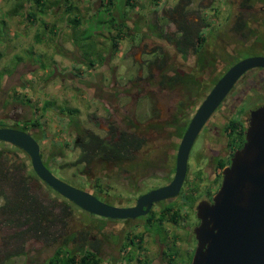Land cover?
<instances>
[{"label":"rangeland","instance_id":"1","mask_svg":"<svg viewBox=\"0 0 264 264\" xmlns=\"http://www.w3.org/2000/svg\"><path fill=\"white\" fill-rule=\"evenodd\" d=\"M48 1L54 2L44 6L40 13L36 12L35 18L28 19L26 12L36 9L33 0H0V122L10 125L36 118L39 125L29 126L28 131L35 133L42 158L49 160L50 172L68 184L93 191L100 200L111 205L130 201L139 193L167 182L166 177L172 176L175 150L169 146L170 137L163 130H143L146 141L134 152L133 163H103L93 158L88 164L72 165L79 153L73 141L81 128L107 139L115 137L121 129H128L125 119L142 122L148 116L162 121L174 111L179 99L187 97L182 88L162 89L143 80L144 61L152 56L150 49L161 51L174 65L181 62L171 44L156 36L149 24L146 26L149 18L156 30L174 34V24L164 14L177 0H131V6L125 7L121 0H113L112 5H108L107 0ZM258 4L259 1L254 0H187L185 8L190 14L206 19L208 27L202 32L208 40L234 43L237 34L232 33L231 26L236 16L249 21L252 16L257 18ZM67 5L68 13L65 12ZM120 9L126 19L122 27L124 34L116 40L111 52L109 39L117 26L111 25L108 18L117 22ZM72 17L78 20L73 27L68 21ZM261 30L263 26L257 32L261 34ZM252 36L253 33L244 35L248 40ZM258 49H261L259 44L254 42L240 48L238 54L244 56ZM84 57L92 62L87 65ZM151 72L157 76L154 69ZM62 107L76 111L68 114ZM193 111L192 107L185 111L188 118ZM109 126L113 128L112 133ZM203 136L202 129L188 151L187 178L180 196L168 199L169 204L174 203L171 206L176 210L177 222H172L168 215L160 217L161 204L157 203L151 207L157 220L151 226L144 225V214L137 219L107 221L100 234L92 225H82L89 221L95 226L96 221L89 219V213L74 210L67 228L88 230L85 241L94 237L100 239V264H184L195 246L192 235L196 223L195 204L200 198L212 195L219 185L216 175L221 169L214 160L207 159L212 153L206 150ZM208 145L213 149L218 147L212 139ZM0 150L5 156L10 155L11 160L23 162L22 173L29 181L28 156L1 140ZM226 154L223 150L224 163ZM80 170L86 171V175L81 176ZM30 183L35 188V183ZM99 186L102 190L96 192ZM4 195L0 193V205ZM183 197L187 198L186 203H182ZM14 231L15 227L0 221V250L16 242L9 238ZM127 234L142 238L140 250L136 251L133 244L122 250L120 242H125ZM25 240V249L35 257L48 256L52 251L53 247H45V243ZM23 261L20 255L4 263L23 264Z\"/></svg>","mask_w":264,"mask_h":264},{"label":"trees","instance_id":"2","mask_svg":"<svg viewBox=\"0 0 264 264\" xmlns=\"http://www.w3.org/2000/svg\"><path fill=\"white\" fill-rule=\"evenodd\" d=\"M254 1L260 2L263 0ZM33 2L34 5H36V9L30 11L28 10L26 12L25 16L28 19L35 18L36 12L40 13L44 6L51 5L54 1L33 0ZM121 2L123 7L128 5L131 6V0H121ZM107 3L108 5H112L113 0H107ZM186 3L187 0H177L176 3L173 6H170L164 14L170 21H174L175 23V37L171 35L173 33H166L160 29L156 30L157 28L153 25L152 20L149 18L148 21H146V26L149 24V29L152 30V32L154 31L156 36L172 44L173 49L176 53H178V55L185 57L187 54H195L199 60L201 70V68H204L206 64L212 66L213 64H211V62L214 61V57H205L204 53L206 52L202 51L203 48L201 46L205 41L202 34V26H208V22L202 17L198 20L192 19L191 17L188 18V15L186 14L190 13L185 8ZM19 6L20 5H18V7ZM69 10V5H67L65 12L68 13ZM121 11L122 9H120V17L117 22L113 21L111 17L108 18V22H110L111 25L116 24L117 26L113 37L109 39V49L111 52H113L116 46V40L121 38L124 34L122 33V27H124L126 19L124 13ZM173 13L174 15H172ZM250 19H252V23L249 25H247L249 20L239 19L236 22L234 29L238 31L249 26L248 31L253 33L252 41L255 43L260 42L263 35H258L259 33L255 30L257 24L255 22L256 17L252 16ZM68 21L72 24V27L78 22L76 17L69 18ZM155 24H157V22ZM143 25L144 23L142 21V26ZM49 32L51 33L52 31L49 30ZM223 47L226 48L224 45ZM150 50H152V56L144 61L145 72L143 80L146 83H154L162 89L171 90L178 87L180 89L182 88L183 94H188L187 97L179 99L175 103L174 111L167 119L162 121L152 120L148 116L142 122L137 121L138 119H135L134 121H131V119H125L128 129L119 130L115 137L106 139L91 130H87L85 128L78 129L74 136L73 145L79 149V153L76 159L72 162V165H78L79 163L88 164L93 158L99 159L103 163L120 164L124 161L133 163L134 152L139 150L146 141L142 135L144 132L143 130H147L149 128H153L156 131L159 130L160 132L162 130L167 132L170 137L169 146L173 150L176 149L189 119L185 111L189 107L194 108L196 106V104L203 98L204 94L201 93L202 89L205 88V91H207L218 77L210 75L211 77L209 76L210 78L205 79L202 86V84L195 78V71L193 69H191L193 72L189 73L183 72L181 69H176L173 63L166 60V55H164L161 51L155 49ZM83 53H85V50ZM223 53L227 54L226 50L222 51V54ZM83 59L86 61L87 65L92 62L90 59L87 60L86 57ZM98 59L101 60L102 57L98 56ZM153 69L157 72V76L152 74L151 71ZM137 79L139 80L140 78ZM200 84L201 89H199ZM41 109L44 110L45 105H43ZM61 110L67 112L68 114H72L76 111L75 108L67 107H62ZM141 124L144 125L140 126ZM38 125L39 123L36 118L30 119L28 122H14L10 125L0 122V126H10L20 130H26L28 126L34 127ZM229 126L233 128L234 131L237 125L234 120H231L229 122ZM108 129L110 133L113 132V128L111 129V126H109ZM31 135L35 137L37 142L35 133L31 132ZM235 141L236 138L233 136L231 137L229 144H234L235 148L240 147L243 142V138L239 143L236 142L237 144ZM231 154L232 153H230V156ZM7 156H5L0 150V193L3 195L4 193L7 194L4 195L3 203L0 205V221L1 223L5 222L7 226H13L16 228V231L9 236L11 240H16V242H13V245L11 242L8 248L5 247L3 250H0V253L2 254V257H0V264H5V260L12 256L20 255L24 258L23 264H100V239L94 237L91 240L85 241V235H87L88 230L86 231V229L81 230L73 227L67 228L71 215L73 216L74 210L80 208L49 188L34 174L31 169H29L28 181V178L24 177L22 173V170L25 167L23 162H15V160L10 159V155ZM40 156L43 164L48 168L49 160L46 158L43 159L41 153ZM228 162L229 158L226 159V163ZM215 165L217 168L221 169L224 165V161L221 158H218L215 161ZM170 171L173 173V168ZM79 173H81V176H85L87 172L80 170ZM186 178L187 176L185 175L183 184L186 183ZM216 178L218 181L217 183L219 184L220 173L216 175ZM170 179L171 175L166 177V180ZM31 181L35 183V188L31 187L33 186V184L30 183ZM4 186L8 189L6 190ZM81 188L84 189L82 186ZM97 188L99 189L96 192H101L100 190L102 189H100V186ZM51 192L53 193L52 195ZM91 194L94 195V192L91 191ZM182 199V203H186L185 200L187 198L183 197ZM133 200L134 199H132V201ZM124 201L125 202L118 203L122 205L129 202L128 199ZM192 202L190 201V203ZM155 214L156 212L151 209L145 214V226H151L153 222L156 223L155 221L157 220H154ZM158 214L160 217L168 215L172 222H177L176 210H173L169 204H162ZM88 217L89 219L91 218L92 222L96 221L95 226L89 221L82 225L87 227L92 225V227H95L100 234H103L105 229L104 226L107 221H114V219L102 218L90 213ZM197 221L198 220L196 219L195 222ZM155 230L157 231V224ZM25 239L45 243V247H53L52 251L48 256L35 257L25 249ZM135 239L138 240V243H134ZM141 240V237L135 238L127 234L125 242H120L122 244V250L127 249L132 244L136 248V251L140 250ZM136 256L137 255H135V257ZM190 257L191 256H189L186 260L187 262H184L185 264H189ZM134 260L137 261V258H134ZM128 261L129 259H126V262Z\"/></svg>","mask_w":264,"mask_h":264},{"label":"water","instance_id":"3","mask_svg":"<svg viewBox=\"0 0 264 264\" xmlns=\"http://www.w3.org/2000/svg\"><path fill=\"white\" fill-rule=\"evenodd\" d=\"M251 67H264V56L237 60L213 83L179 139L171 179L138 195L131 206L111 205L56 177L43 164L30 132L0 127V140L22 150L34 174L83 211L109 219L142 216L152 203L178 194L197 133L236 78ZM194 210L198 222L192 228L195 246L189 264H264V104L249 111L241 146L221 168L220 182L211 199L198 200Z\"/></svg>","mask_w":264,"mask_h":264},{"label":"flooded vegetation","instance_id":"4","mask_svg":"<svg viewBox=\"0 0 264 264\" xmlns=\"http://www.w3.org/2000/svg\"><path fill=\"white\" fill-rule=\"evenodd\" d=\"M256 12L258 15H256L257 18H256L255 22L257 24L255 27L256 28L255 30L257 32L259 27H262V26L264 27V0L259 2L258 6L256 8ZM172 15H174V13ZM186 15H188L187 16L188 18L191 17L192 19H197V20L200 17H202L201 15H197V14H195V15L191 14L190 15L187 13ZM236 17L237 18L235 20V24L239 19L240 20L242 19L239 16H236ZM170 22H172V21H170ZM251 23H252V19L250 21H248V24H251ZM172 24H174V27H175L174 21L172 22ZM235 24H233V26H231L232 33L237 34V37L235 38L234 43L233 42L230 43V42L225 41V40L224 41L220 40L221 41L220 42L214 38L211 40L210 39L208 40V36H206L205 34L202 33L204 38H205V41L202 43L201 46L203 49H206V50L202 49V51L206 52V53H204L206 58L214 57V61L213 62L210 61L211 64H213L212 66L206 64L204 66V68H201V70H200L199 60L197 59V56L195 54H187L185 57H182L181 55H178V53H176L175 50L173 49L174 53L176 55H178L181 59V62L178 63V65L181 66L182 64H184L181 67H179L176 64L175 68L181 69V71L188 72V73L193 72L191 70V69H193L195 71V73H194L195 78L203 86L205 79L209 78L210 75L211 76L215 75L219 78L230 65H232L234 62H236L237 60H239L241 58L253 56V55L264 56V30L263 31L261 30L262 33L259 34V35H263V38L261 39L260 42H256L257 44H259L261 49H258V51L254 52V53H248L244 56H241L238 54V50L240 48L245 47L246 45H249L250 43H254V42L252 41V39L248 40L249 38L244 37V35L246 33H251L248 31L249 26L247 28H243V30L240 29V30L236 31L234 29ZM259 24H262V26H258ZM205 27H208V26H205ZM203 28H204V26H202V29ZM173 37H175V34H173ZM216 38H217V36H216ZM223 45L226 48H224ZM171 46L173 48L172 44H171ZM224 50H226L227 54H224V53L222 54V51H224ZM201 84H200L199 89H201ZM211 86H210V88H211ZM210 88H208L207 91H205L206 90L205 88L202 89L201 93L204 94L203 97L209 91ZM200 101L193 108L194 110L196 109V107L198 106ZM244 102H247V104ZM262 104H264V67L248 68L245 71H243L236 78V80L233 82L232 86L229 88V90L224 95V97L220 100L217 107L214 109V111L211 113L209 118L205 121V123L203 124V126L200 129V130L203 129V131H204L203 137H204V145L206 146V150H209L212 153L211 156H208V155L206 156L207 159L216 161L218 158H221L224 161L225 159L221 155L223 150L227 151L226 156H227V158H230V153H232L233 149L235 148L234 144H229L231 137L234 136L236 138L235 143L240 142V140L243 138V129L247 124L249 111L258 107L259 105H262ZM193 112H192V114H193ZM231 120H234L236 122V125H237L236 129L234 131H233V128H231L229 126V122ZM0 127H10V126H0ZM28 128H29V126L26 128V130H23V131L29 132ZM200 130H199V132H200ZM211 139L216 145H218V147H216L215 149L209 148L208 144H209V141ZM236 148H238V147H236ZM175 151H176V149H175ZM223 154H224V152H223ZM174 157H175V154H174ZM225 164L226 163H224V165ZM186 167H187V165H186ZM186 170H187V168H186ZM185 181H186V179H185ZM167 182H164L162 184L160 183V184L156 185L155 187L161 186ZM183 183H184V180H183V182L180 186L179 192L176 196H180V192H182L184 185H185ZM155 187H152V188H155ZM152 188H149V189H152ZM149 189H147V191ZM141 193H144V192H141ZM141 193H139L138 195H140ZM211 196L212 195H210L208 197H203L200 199L210 200ZM135 198L133 201L130 200L126 204H122V205L119 204L117 206H131L134 204ZM114 202H116V201H114ZM157 203H160L161 205L162 204L168 205L170 202L168 201V199H164V200L154 202L150 206L149 210L151 209V207L154 204H157ZM173 204H169V205L171 206ZM171 208H172V206H171ZM159 210H160V208H159ZM137 218H138V216L135 217V219H137ZM126 219H131V218H126ZM197 222L195 224H197ZM192 235H193V233H192ZM192 252H193V250H192ZM191 255H192V253H191Z\"/></svg>","mask_w":264,"mask_h":264},{"label":"clouds","instance_id":"5","mask_svg":"<svg viewBox=\"0 0 264 264\" xmlns=\"http://www.w3.org/2000/svg\"><path fill=\"white\" fill-rule=\"evenodd\" d=\"M14 146V145H13Z\"/></svg>","mask_w":264,"mask_h":264}]
</instances>
